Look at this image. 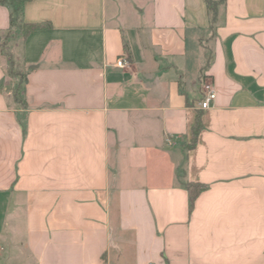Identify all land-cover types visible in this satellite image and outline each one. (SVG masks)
Wrapping results in <instances>:
<instances>
[{
  "label": "crops",
  "instance_id": "1",
  "mask_svg": "<svg viewBox=\"0 0 264 264\" xmlns=\"http://www.w3.org/2000/svg\"><path fill=\"white\" fill-rule=\"evenodd\" d=\"M24 18L51 27L9 36L0 3V264H264V0H225L214 31L205 0ZM185 182L207 185L192 209Z\"/></svg>",
  "mask_w": 264,
  "mask_h": 264
},
{
  "label": "trees",
  "instance_id": "2",
  "mask_svg": "<svg viewBox=\"0 0 264 264\" xmlns=\"http://www.w3.org/2000/svg\"><path fill=\"white\" fill-rule=\"evenodd\" d=\"M31 0H0V3L6 5L10 10V35L13 33H19L24 37H27L31 32L35 30L47 29L51 27L47 22H27L24 18V11L26 3ZM207 3L210 19V27L214 31L221 21V9L219 0H205ZM225 0H223V3ZM5 45V43H4ZM9 59L8 75L12 78H17L18 83L13 88V96L15 100L24 106H26L25 96L23 94L24 84L27 80L26 73L20 71L15 61L9 52H6ZM202 128L201 118H198L196 125L193 128L194 136L196 137L200 129ZM184 185L189 191L190 196V208L194 206V202L198 194L206 189L207 185L198 182H185Z\"/></svg>",
  "mask_w": 264,
  "mask_h": 264
},
{
  "label": "built area",
  "instance_id": "3",
  "mask_svg": "<svg viewBox=\"0 0 264 264\" xmlns=\"http://www.w3.org/2000/svg\"><path fill=\"white\" fill-rule=\"evenodd\" d=\"M129 64V61L123 56L118 58L115 63L116 66L121 68L127 67ZM202 92L203 98L200 101V107L202 109H207L212 106V103L216 99V90L214 87V82L211 79L205 80L202 83Z\"/></svg>",
  "mask_w": 264,
  "mask_h": 264
},
{
  "label": "rangeland",
  "instance_id": "4",
  "mask_svg": "<svg viewBox=\"0 0 264 264\" xmlns=\"http://www.w3.org/2000/svg\"><path fill=\"white\" fill-rule=\"evenodd\" d=\"M219 2H220V9H221V6H222V4H223V0H219Z\"/></svg>",
  "mask_w": 264,
  "mask_h": 264
}]
</instances>
